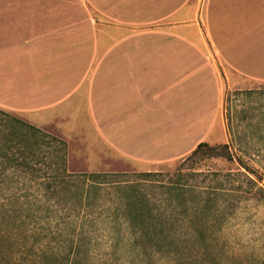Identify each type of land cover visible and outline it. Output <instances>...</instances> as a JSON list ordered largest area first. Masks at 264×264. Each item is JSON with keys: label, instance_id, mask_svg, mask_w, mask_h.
<instances>
[{"label": "crops", "instance_id": "crops-1", "mask_svg": "<svg viewBox=\"0 0 264 264\" xmlns=\"http://www.w3.org/2000/svg\"><path fill=\"white\" fill-rule=\"evenodd\" d=\"M256 83L264 0H0V108L92 164L221 143L226 92Z\"/></svg>", "mask_w": 264, "mask_h": 264}, {"label": "rangeland", "instance_id": "rangeland-1", "mask_svg": "<svg viewBox=\"0 0 264 264\" xmlns=\"http://www.w3.org/2000/svg\"><path fill=\"white\" fill-rule=\"evenodd\" d=\"M224 122L226 139L221 143L228 144L233 159L207 158L194 171L203 172L198 179L206 177L207 182L224 179L227 187L233 188L230 191L235 190L234 197L246 196L249 178L254 179L263 198L234 199L235 206L229 208L233 215L221 237L227 253L235 258L230 264H264V83L253 84L249 90H228ZM48 130L60 134L55 128ZM69 146L71 173H118L119 178L149 184L142 178L167 180L180 167L189 170L185 157L149 167L96 165L73 142ZM35 184L19 172L0 171V240L9 231L14 238L4 242L11 243L16 238L27 264L46 263L41 247L47 248L49 254L70 250L68 264H171L168 258L137 243L136 233L124 216V199L114 185L102 184L100 192H91L94 198L80 203L74 187L49 200ZM1 257L10 259L6 251Z\"/></svg>", "mask_w": 264, "mask_h": 264}, {"label": "trees", "instance_id": "trees-1", "mask_svg": "<svg viewBox=\"0 0 264 264\" xmlns=\"http://www.w3.org/2000/svg\"><path fill=\"white\" fill-rule=\"evenodd\" d=\"M69 150L63 137L0 108V171L23 174L49 200L59 193L71 192L74 187L76 199L82 203L94 198L91 192H100L102 184L114 185L124 199V216L136 233L137 243L168 258L171 264L233 262L235 258L227 253L221 237L223 227L233 215L229 208L235 206L234 199L263 198L252 178L245 189L247 195L235 197V190L230 191L233 188H228L224 179L215 178L214 183L207 182L206 177L198 179L203 172L194 169L200 161L212 157L233 159L226 143H199L185 157L189 170L180 167L167 180L143 177L149 184L119 178L118 173H71ZM7 232L1 235L0 264H27L16 238L11 243L4 242L14 238ZM40 250L45 264L69 263L70 250L50 254L45 247ZM5 251L10 256L8 260L1 257Z\"/></svg>", "mask_w": 264, "mask_h": 264}]
</instances>
